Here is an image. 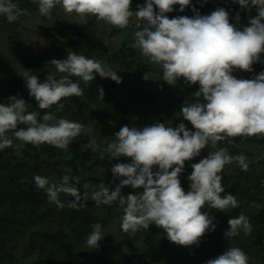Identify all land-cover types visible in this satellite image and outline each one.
<instances>
[{
	"label": "clouds",
	"instance_id": "9594fccd",
	"mask_svg": "<svg viewBox=\"0 0 264 264\" xmlns=\"http://www.w3.org/2000/svg\"><path fill=\"white\" fill-rule=\"evenodd\" d=\"M33 2L43 16L51 15L59 5L66 13L81 17L92 15L119 28L127 27L130 17L135 15L137 31L133 34V47L161 67V79L170 85L181 77L189 86L199 84L198 90L192 93L195 99H188L181 106L182 120L175 127L164 122L141 128L124 125L115 133L105 150L110 164L113 158L121 161L110 167L119 183L110 188L102 182L91 193L97 207L118 202L123 211L120 227L124 232L134 234L154 223L164 230L169 241L181 246L198 245L201 237L216 227L215 218L201 211L205 204L225 212L230 207H238L231 192L221 195L225 192L221 175L225 165L236 162L241 169H248L244 155L233 156L226 147L218 146V142L237 136L264 135V70L251 79L237 78L233 74L236 70L252 72L256 62L264 64L260 56L264 53V0H233L242 9H256L257 15L250 16L242 27L230 22L229 12L224 7L201 15L192 0H144L135 12L130 7L132 0ZM174 5H179L180 12L191 6L195 14L169 18L166 13L173 12ZM21 13L27 14V10L20 9L15 0H0V15L9 22ZM239 18L237 12L236 20ZM50 62L63 75L56 78L48 73L41 80L33 71L25 69L21 77L38 109L52 110L42 114L29 112L28 103L18 95L0 102V151L13 144L7 135L9 131L16 139L34 146L47 143L59 149L67 148L82 133L92 132L79 121L58 117L53 110V106L62 107L59 104L62 98L84 95V88L72 77H78L85 85L93 81L96 74L121 82L118 72L101 60L73 51L67 53L66 59ZM145 79H148L146 75ZM98 92L102 99L103 88ZM183 121L190 122L192 128ZM18 124L25 127L18 128ZM88 147L95 152L98 145L90 141ZM205 148L214 150L191 165L192 171L187 177L190 188L185 192L180 181L185 161L199 156ZM128 158L130 163L126 162ZM33 181L58 208L64 207L60 193L74 198L68 201V206L73 208L82 206L79 203L82 196H88L87 192L81 194L79 180L70 182L68 175L52 181L36 174ZM125 186L136 191L123 195ZM228 225L224 232L228 239L240 231L248 234L252 230L244 214L231 217ZM92 229L85 243L89 248H96L104 236L102 225L94 223ZM248 262V255L234 246L208 259L206 264Z\"/></svg>",
	"mask_w": 264,
	"mask_h": 264
},
{
	"label": "trees",
	"instance_id": "16d2710c",
	"mask_svg": "<svg viewBox=\"0 0 264 264\" xmlns=\"http://www.w3.org/2000/svg\"><path fill=\"white\" fill-rule=\"evenodd\" d=\"M15 3L20 9L27 10V14L21 13L19 17L49 18V15L39 14L33 0H15ZM217 3L231 15L236 16L239 12L238 27L246 25L250 16L257 15L254 7L242 9L233 0H217ZM137 6L138 3L132 0L130 7L133 12ZM166 15L172 18L184 15V11L180 12L179 5H176L174 11ZM135 18V15L130 17L125 28L110 24L111 36L122 32L126 34L119 47L111 51H105L104 45L91 39L92 28L98 21L92 15H86L84 22L65 25L70 39L60 37L50 27H39L37 33L47 43V48L32 56L20 53V66H16L0 49V102L18 95L28 103L29 112L38 111L42 114L52 109H38L34 98L29 96L21 77L25 69L33 71L41 80L48 73L59 78L63 74L57 72L50 61L66 59L70 51L101 60L121 77L120 83L111 79L109 86L102 82L104 78L98 74L88 85L78 77H72L84 88V95L62 98L59 102L62 107L53 106V110L58 117L79 121L92 132L82 133L65 149L47 143L34 146L16 139L12 131L7 133L13 144L0 151V264H27L30 259L31 264H206L208 259L234 246L248 255V264L252 261L264 264V208H260L264 207V157L260 158L259 154V151H264V135L260 134L231 137L218 142V146L226 147L229 154L244 155L248 169H241L236 162L225 165L226 172L221 173L225 192L221 195L231 192L238 201V207H230L225 212L208 208L205 204L201 211H207L215 218L213 223L216 227L207 231L198 245H177L169 241L164 230L154 223L148 229L140 228L133 234L124 232L120 227L121 220H118L115 231H106L112 222L109 215L119 213L122 217V208L118 202L97 207L89 190L90 186L102 182L113 188L119 183L110 167L121 161L113 158L109 163V153L105 150L107 144L124 125L141 128L155 122H164L166 125L174 121L180 123L181 106L188 99L194 100L192 93L199 88L198 83L189 86L182 77L172 85L161 79V67L133 47ZM0 20L8 24L17 23L9 22L3 15H0ZM260 56L264 58V53ZM252 67V72L236 70L233 74L237 78L249 79L245 74L256 75L264 70V64L260 62L254 63ZM150 74H154L159 81V93L147 92L136 84ZM99 88L104 91L102 99L99 98ZM157 98H160L162 107L159 112L150 113L155 110ZM76 110V117H66ZM183 122L189 129L192 128L190 122ZM21 127L25 126L18 124V128ZM100 135L105 137L104 146L93 152L87 144ZM209 150L214 149L205 148L199 156L185 161V170L180 174L184 190L190 188L187 177L192 171L191 165L206 157ZM126 162L130 163L131 159L128 158ZM36 174L52 181H59L63 175H68L70 182L79 180L81 194L87 192L88 196H82L79 202L82 206L73 208L68 206V201L74 198L60 193L59 199L64 207L58 208L49 202L45 191L35 185L33 176ZM84 184L89 187L84 188ZM135 191L125 186L122 194H134ZM104 211L108 215H94ZM240 214L249 219L252 230L248 234L240 231L228 239L224 235L229 228L228 220ZM97 222L102 225L104 236L98 242V247L89 248L85 241L93 230L92 225ZM81 248L87 250L84 256L79 255Z\"/></svg>",
	"mask_w": 264,
	"mask_h": 264
},
{
	"label": "rangeland",
	"instance_id": "374dc122",
	"mask_svg": "<svg viewBox=\"0 0 264 264\" xmlns=\"http://www.w3.org/2000/svg\"><path fill=\"white\" fill-rule=\"evenodd\" d=\"M135 3L138 5H143L144 0H135ZM192 5L200 12L201 15L209 14L211 11H214L217 7H220L217 3V0H192ZM195 13L192 11L191 6H186L184 10V16L192 17ZM230 22L236 24L238 21L236 20V16L231 15L229 13ZM86 21V16L81 17L75 13L69 14L66 13L59 5H57L49 15L48 19L41 18H22L17 16V18L13 22V24H8L0 20V49L10 57L16 66H20V57L19 54H27V55H36L42 53L47 48V43L39 36L37 33L38 28L42 27H50L57 35L62 38L70 39L71 35L66 28V24H75ZM136 23V18H135ZM111 25L106 23L103 20H98L91 31V39L96 40L99 45H104V50H112V48H118L121 41L125 38V32L117 36L110 35ZM137 31V28L136 30ZM134 31V32H135ZM133 32V33H134ZM245 76L249 79L253 78L255 75L251 73L245 74ZM148 79L142 78L138 82H136L137 86L144 88L147 92L159 93V81L154 74H150L147 76ZM102 82L107 84L108 86L111 84L110 78L102 79ZM155 110H152L150 113L159 112L162 107V102L160 98H157L155 101ZM76 112L69 113L66 117L74 118L77 116ZM150 115L149 113H147ZM173 127H175L178 123L176 121L169 123ZM168 124V125H169ZM98 145L97 148H103L105 143L104 135L97 136L94 140ZM90 142V141H89ZM88 142V143H89ZM88 147V144H87ZM260 158L264 157V151H259ZM226 172V168L224 167L222 174ZM99 185L90 186L89 194L93 190H95ZM113 188V187H110ZM189 190V187L185 192ZM258 208V207H257ZM260 208H264L260 206ZM107 212H103L102 214L95 213V216H104ZM108 215V214H107ZM112 222L108 226L106 231H115L117 221L121 220V216L119 213L114 215L110 214ZM87 253L85 248H81L79 253L80 256H84ZM27 264H31V259L28 260ZM249 264H262L260 261H252Z\"/></svg>",
	"mask_w": 264,
	"mask_h": 264
},
{
	"label": "built area",
	"instance_id": "2783aa9c",
	"mask_svg": "<svg viewBox=\"0 0 264 264\" xmlns=\"http://www.w3.org/2000/svg\"><path fill=\"white\" fill-rule=\"evenodd\" d=\"M176 5L173 6V8L175 7ZM171 13V12H170ZM166 14H169V13H166Z\"/></svg>",
	"mask_w": 264,
	"mask_h": 264
}]
</instances>
